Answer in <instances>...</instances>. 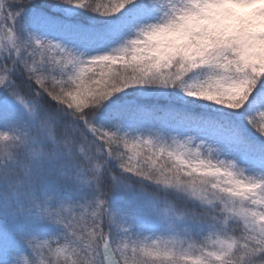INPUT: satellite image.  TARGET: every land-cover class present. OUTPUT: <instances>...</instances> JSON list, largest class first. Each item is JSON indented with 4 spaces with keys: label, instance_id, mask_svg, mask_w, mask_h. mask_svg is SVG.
<instances>
[{
    "label": "snow or ice",
    "instance_id": "6c2138e0",
    "mask_svg": "<svg viewBox=\"0 0 264 264\" xmlns=\"http://www.w3.org/2000/svg\"><path fill=\"white\" fill-rule=\"evenodd\" d=\"M0 34V210L64 230L56 247L25 238L32 264H264V0H0ZM89 133L105 159L68 178L98 195L66 218L36 186ZM112 160L131 195L116 208ZM133 178L205 214L132 194Z\"/></svg>",
    "mask_w": 264,
    "mask_h": 264
},
{
    "label": "trees",
    "instance_id": "16d2710c",
    "mask_svg": "<svg viewBox=\"0 0 264 264\" xmlns=\"http://www.w3.org/2000/svg\"><path fill=\"white\" fill-rule=\"evenodd\" d=\"M104 2H106V0H104ZM59 134H62V131ZM96 138L99 139V137ZM88 141L89 143L82 142L79 138V135L77 134L74 149L76 155L74 160L66 167L58 166L56 171L46 172L45 178L48 183H38L36 186V191L41 195V199H44L43 194L47 192V196L50 198L51 205L55 206L54 210L61 211V207H59L60 203L65 202L68 199L67 197H70L71 195V193L69 192L70 179L68 178L70 176L69 174L65 176L59 175L57 173L61 172L59 169L63 168L66 171L71 169V171L73 170V173H75L77 166L87 170L91 168L92 163H100L105 159V155H101L102 153L100 155L96 154L98 146L96 145V143H91V141H93V136L90 133L88 134ZM98 142L102 146V142L100 140ZM81 149H83V152H81ZM119 150L124 151L122 145L120 146ZM89 157L92 158L91 161L89 160ZM112 174H115L117 176L121 174V170L119 169L118 164L115 162V160H112L104 168L103 198L105 199V201L109 202V207L111 205V198H113L111 196L114 194L111 191L112 186L110 185V182H112L110 178ZM126 182L134 184V186L137 187V190H146L147 193H150V190L152 189V187H154L155 190L152 189L153 191H151L153 195L164 196V193L158 191L153 184L140 183L135 178L127 180ZM80 187L81 192H76L74 194V197H76V200L78 201V208L81 211H84L87 203L92 201L93 197L96 198L98 194L95 192L94 189L89 188L85 185L80 184ZM169 200L171 202L174 201L171 199ZM107 227L108 223H104V231ZM120 227L125 226L120 225ZM120 227L115 226L114 231H110L114 240L119 238L118 233H120ZM136 232L137 234L142 233L141 238H143V236L154 237L153 234L148 232L147 226H145L143 229L138 228ZM229 233L232 234L231 232ZM120 234L122 235V233ZM237 234H239V232ZM32 236H35V243H39L42 240H49L51 241L53 247H56L57 239H59L61 244L64 243V230L62 225L55 224L47 220H40L38 218L34 219L31 215H21L18 217L15 226H13L10 218L2 210H0V249H3L5 247L7 248L9 264H11L12 262L13 254H23L30 257V259H39L36 257H32L31 249L27 246L25 242V238H31ZM194 239L202 240V237L200 234L197 233L194 235ZM51 259L52 258L48 255L44 256L45 262Z\"/></svg>",
    "mask_w": 264,
    "mask_h": 264
},
{
    "label": "rangeland",
    "instance_id": "374dc122",
    "mask_svg": "<svg viewBox=\"0 0 264 264\" xmlns=\"http://www.w3.org/2000/svg\"><path fill=\"white\" fill-rule=\"evenodd\" d=\"M100 154V153H99ZM101 155H104V154H101ZM60 171H64L63 168L60 169ZM59 175H60V172H57ZM110 185L112 186L111 188V191L112 193H115L114 189H113V184L112 182H110ZM80 186H77V182H74L73 183V187L70 189V192L73 193L74 191H76ZM153 190L154 187H152ZM128 193H119V192H116V194L114 195L115 197H113V200H114V205H113V208H116V206L118 204H123L124 202L128 201L131 199V196L127 195ZM133 194H136V193H133ZM150 195H153L152 193ZM155 196V195H153ZM75 197H69L68 199L69 200H73ZM94 199V197L92 198ZM169 199L171 200H175V197H165L164 198V201H166L167 203L173 205L175 207V209L177 210V212H183L185 210H193L192 209V204L190 203H187L184 201V206L180 207V206H177V205H174V203L170 202ZM78 201L75 200V201H72L71 203L69 204H62V210H63V215H66L68 217L69 216V211L71 210V214L73 215H77L79 213V215L81 214L80 212H82L79 208H78ZM109 203V202H108ZM122 210V209H120ZM105 224L108 223V227L106 228L105 230V233L107 234L109 231H114V228L116 225H113L111 228H109V220L108 218L106 217L105 218ZM148 229H150L156 236L162 234V232L164 231L162 228H160L159 226H147Z\"/></svg>",
    "mask_w": 264,
    "mask_h": 264
},
{
    "label": "clouds",
    "instance_id": "9594fccd",
    "mask_svg": "<svg viewBox=\"0 0 264 264\" xmlns=\"http://www.w3.org/2000/svg\"><path fill=\"white\" fill-rule=\"evenodd\" d=\"M3 162H4L3 157H0V164H3ZM25 259H27V258H25ZM14 264H24V260L19 259V258L14 256ZM28 264H32L31 259H28Z\"/></svg>",
    "mask_w": 264,
    "mask_h": 264
}]
</instances>
